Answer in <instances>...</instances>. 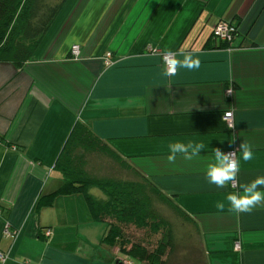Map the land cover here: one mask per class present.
<instances>
[{"label": "crops", "instance_id": "0c3cea01", "mask_svg": "<svg viewBox=\"0 0 264 264\" xmlns=\"http://www.w3.org/2000/svg\"><path fill=\"white\" fill-rule=\"evenodd\" d=\"M220 20L237 27L231 43L212 35ZM148 45L191 52L200 67L166 75ZM229 110L233 129L222 118ZM77 122L195 222L204 264H264V205L231 212L226 194L239 184L221 189L206 178L213 148L242 142L254 158L236 151L238 181L264 176V0H66L21 68L0 62V264H119L79 245L76 222L91 220L83 197L36 209L61 184L55 161ZM174 140L205 149L169 163Z\"/></svg>", "mask_w": 264, "mask_h": 264}, {"label": "trees", "instance_id": "16d2710c", "mask_svg": "<svg viewBox=\"0 0 264 264\" xmlns=\"http://www.w3.org/2000/svg\"><path fill=\"white\" fill-rule=\"evenodd\" d=\"M65 2L0 0V62L21 68L31 58ZM88 153H102L113 160L118 168L126 171L127 177L99 178L90 175L84 166ZM54 167L60 173L61 184L52 193L41 195L36 209L52 206L58 196L83 197L90 219L104 221L107 225L102 241L117 246L130 264L132 260L140 264H170L171 258L176 255L174 228L153 205L154 197L189 223L197 236L195 222L170 197L83 123L77 122L72 127ZM134 230L144 231L145 234L137 235ZM156 236L155 241H151Z\"/></svg>", "mask_w": 264, "mask_h": 264}, {"label": "clouds", "instance_id": "9594fccd", "mask_svg": "<svg viewBox=\"0 0 264 264\" xmlns=\"http://www.w3.org/2000/svg\"><path fill=\"white\" fill-rule=\"evenodd\" d=\"M163 54L167 65L166 75H174L180 68L194 70L200 67V60L194 58L191 52H181L179 50L174 52L165 49ZM180 56L183 59L177 58ZM230 128H234V125H230ZM167 147L169 150L168 162L175 163L178 154H182L183 158L189 161L199 156L201 151L205 149V144L192 140L187 142L174 140ZM237 150L242 153V159L245 162L254 158L252 145L247 142H242ZM237 150L225 153L220 148H213V162L209 163L207 167L206 178L209 184H214L221 189L228 187L230 184H239L242 191L226 194L229 211L236 213L250 212L255 206L264 205V176H257L249 182L240 183L238 181L240 160L235 158ZM216 207L223 211L225 204L218 202Z\"/></svg>", "mask_w": 264, "mask_h": 264}, {"label": "rangeland", "instance_id": "374dc122", "mask_svg": "<svg viewBox=\"0 0 264 264\" xmlns=\"http://www.w3.org/2000/svg\"><path fill=\"white\" fill-rule=\"evenodd\" d=\"M84 166L86 171L94 177H127L125 176L127 174L126 171L118 168L113 160L102 153H88L85 157ZM92 192L100 194L97 190H92ZM154 198L153 205L168 219L175 231L174 237L177 243L176 255H173L170 264H204L199 249H196L198 238L191 225L175 215L167 205L160 202L157 198L154 200ZM75 232L79 239V245L85 242L93 251H97V253L99 252L104 257H109L113 260H123L125 258V256L118 251L117 246H110L106 241H102V238L105 237L107 232V225L105 222L94 220L84 221L83 219H79L76 222ZM135 232L140 236H144L145 234V232L141 230H134V233ZM155 238H157V236L153 237L151 241H155ZM131 262L132 264H140V262L136 260H132Z\"/></svg>", "mask_w": 264, "mask_h": 264}, {"label": "built area", "instance_id": "2783aa9c", "mask_svg": "<svg viewBox=\"0 0 264 264\" xmlns=\"http://www.w3.org/2000/svg\"><path fill=\"white\" fill-rule=\"evenodd\" d=\"M237 33V28L236 26L231 23L230 21H226V20H220L218 23H216V25L213 27V30H212V35L214 38L216 39H219L221 41H225V42H228V43H231V41L234 39L235 35ZM146 50L149 52V53H152V54H158L160 55L161 57V60L163 62V65H164V68L166 69L167 65H166V62L164 60V54L163 52H160L158 49L148 45L146 47ZM70 55H71V58L74 59V60H78L80 58V47L78 44H72L71 47H70ZM104 60V64L105 65H110L112 60H111V53L110 52H107L103 58ZM227 93L228 95H231L232 93V90L231 89H228L227 90ZM223 120L226 124V126L229 128V129H233V128H230V125H234V119H233V112L232 111H226L224 112L223 114ZM231 151H234V150H228L226 151L225 153H228V152H231ZM235 158H236V153H235ZM237 186V184H230V187L231 188H235ZM8 234V232H6ZM234 248L235 249H239L240 248V244L238 242H235L234 243ZM6 258V256L4 254H2L0 252V261H4ZM126 264H130L129 261H126Z\"/></svg>", "mask_w": 264, "mask_h": 264}, {"label": "water", "instance_id": "95a60500", "mask_svg": "<svg viewBox=\"0 0 264 264\" xmlns=\"http://www.w3.org/2000/svg\"><path fill=\"white\" fill-rule=\"evenodd\" d=\"M117 263H119V264H120L121 262H120V261H119V262L117 261Z\"/></svg>", "mask_w": 264, "mask_h": 264}]
</instances>
